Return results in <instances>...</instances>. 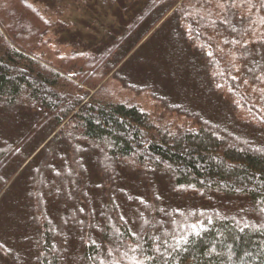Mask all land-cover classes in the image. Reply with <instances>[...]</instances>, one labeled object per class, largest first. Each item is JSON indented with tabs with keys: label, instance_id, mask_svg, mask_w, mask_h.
I'll use <instances>...</instances> for the list:
<instances>
[{
	"label": "trees",
	"instance_id": "16d2710c",
	"mask_svg": "<svg viewBox=\"0 0 264 264\" xmlns=\"http://www.w3.org/2000/svg\"><path fill=\"white\" fill-rule=\"evenodd\" d=\"M65 8L0 0V264H264V0Z\"/></svg>",
	"mask_w": 264,
	"mask_h": 264
},
{
	"label": "rangeland",
	"instance_id": "374dc122",
	"mask_svg": "<svg viewBox=\"0 0 264 264\" xmlns=\"http://www.w3.org/2000/svg\"><path fill=\"white\" fill-rule=\"evenodd\" d=\"M63 7H66L67 14L64 17L71 25L74 32L79 31L83 36L89 33H101L102 31H110L120 26L121 19L128 17L121 14L124 7L129 5L131 0H110L103 3L101 0H58ZM134 9L131 10V14ZM121 14L122 17L119 15ZM130 14V11H129ZM128 20V19H126ZM159 24L145 40L138 46L140 50L134 51V57H141V54L150 55L155 45L165 35V26ZM105 29V30H104ZM103 33V32H102ZM101 33V34H102ZM130 57V56H129ZM128 57V58H129Z\"/></svg>",
	"mask_w": 264,
	"mask_h": 264
}]
</instances>
